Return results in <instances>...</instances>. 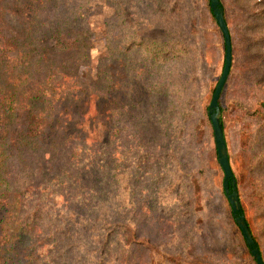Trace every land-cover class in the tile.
<instances>
[{"label": "rangeland", "instance_id": "374dc122", "mask_svg": "<svg viewBox=\"0 0 264 264\" xmlns=\"http://www.w3.org/2000/svg\"><path fill=\"white\" fill-rule=\"evenodd\" d=\"M221 1L233 41V67L221 96L225 137L243 211L264 259V0ZM70 5L84 19L78 26L90 31L83 37L90 38L91 50L61 56L76 67L63 89L73 88L75 98L59 109L72 120H60L58 131L50 124L45 150L53 156L52 176L64 184L51 186L56 210L65 221L79 214L95 223L79 237L72 217L51 264H256L224 192L209 120L226 55L209 0ZM48 14L34 11L38 24ZM22 72L15 70L16 77ZM9 90L2 81L6 105L0 98V112L9 108ZM12 98L18 100L14 93ZM24 120L17 113L12 122L8 118L10 131L0 130V141L13 143H3L10 157L5 173L20 181L23 169L29 174L39 166L26 164L27 146L14 133ZM81 140L89 143L85 150Z\"/></svg>", "mask_w": 264, "mask_h": 264}, {"label": "trees", "instance_id": "16d2710c", "mask_svg": "<svg viewBox=\"0 0 264 264\" xmlns=\"http://www.w3.org/2000/svg\"><path fill=\"white\" fill-rule=\"evenodd\" d=\"M46 1L52 5L47 6ZM73 1L75 0H0V84L3 81L5 87L11 89L7 100L9 108L7 112H0V130L8 133V118L12 122L19 113L25 120L23 128L14 133L18 135L19 143L24 148L27 146L26 155L30 160L25 162L39 164L29 174L23 169L22 181L19 176H9L5 173L8 167L4 163L10 157H7L3 143L11 147L12 139L8 143L6 137L0 141V208L3 210L0 215V264H51L50 254L55 249H60L59 237L70 233L69 228L74 223L72 217L77 220L73 226L80 228L76 232L79 237L95 223L93 220H83L79 214L76 217L70 214L72 217L69 216L65 221L63 211L56 210L57 196L51 186L59 188L64 184L57 182V178L52 176L55 175L53 156L45 150L49 146L46 134L50 124L54 122L51 128L58 131L57 124L60 120L68 119L69 121H64L66 125L72 120L69 114L64 117L65 112L59 109L75 98L73 88L67 89V93L63 89L76 77V67L72 62L62 60L61 56H70L74 52L88 54L91 50L90 38L83 37L84 34H90V31L86 32L78 26L84 19L79 18L82 14L72 11L70 3ZM222 6L224 8L223 3ZM34 11H48L45 22L38 24L40 14L36 17ZM211 14L214 18L212 10ZM68 28L73 29L75 36L68 34ZM43 32H47L45 36L40 35ZM39 35L42 39L37 42ZM36 47L41 49L39 53L36 52ZM17 69L23 72L16 77ZM12 93L14 98L18 96L16 102L12 100ZM0 98L1 104L6 105L4 92H1ZM17 102L18 106L14 107ZM39 102L41 109L36 111ZM221 110L223 113L222 105ZM4 118H7L5 124ZM221 121L224 125L223 117ZM63 129L65 135L66 131L70 133L69 129ZM65 138L68 140L71 136ZM55 142L53 140L51 144ZM80 143L85 146L84 150L89 146L87 140H81ZM21 151L23 153L24 149H19L20 153ZM71 200H65V204H73ZM102 232L103 229L100 233ZM255 240L257 241L256 238ZM257 244L260 248L258 241ZM74 246V243L68 244L65 248L73 249ZM60 256L63 258L62 252Z\"/></svg>", "mask_w": 264, "mask_h": 264}, {"label": "water", "instance_id": "95a60500", "mask_svg": "<svg viewBox=\"0 0 264 264\" xmlns=\"http://www.w3.org/2000/svg\"><path fill=\"white\" fill-rule=\"evenodd\" d=\"M211 10L214 18L224 36L225 40V65L222 76L214 92L212 102L209 106L210 120L213 126L218 162L224 172V191L232 209L235 222L242 233L244 241L256 264H264L261 250L255 240L247 217L244 214L243 206L238 193V183L232 169L228 145L225 137L224 125L222 124L221 96L228 82L233 67V41L228 22L226 20L225 9L221 0H210Z\"/></svg>", "mask_w": 264, "mask_h": 264}]
</instances>
